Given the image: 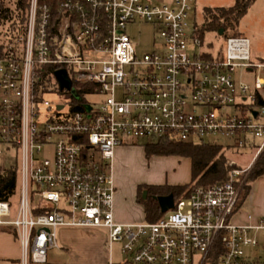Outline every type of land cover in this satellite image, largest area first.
<instances>
[{
    "label": "built area",
    "instance_id": "obj_1",
    "mask_svg": "<svg viewBox=\"0 0 264 264\" xmlns=\"http://www.w3.org/2000/svg\"><path fill=\"white\" fill-rule=\"evenodd\" d=\"M196 1L65 0L51 30L49 6L30 0L24 34L0 53V176L17 167L20 194L17 208L0 200V228L14 229L20 264H46L64 227L106 229L108 264H209L216 253L217 264H264V215L239 218L242 186L264 151V59L253 60L243 36L206 49L189 21ZM138 22L152 26L153 51L138 53L128 33ZM214 136L256 148L253 165L193 188L157 221H116L117 147L220 145Z\"/></svg>",
    "mask_w": 264,
    "mask_h": 264
},
{
    "label": "rangeland",
    "instance_id": "obj_2",
    "mask_svg": "<svg viewBox=\"0 0 264 264\" xmlns=\"http://www.w3.org/2000/svg\"><path fill=\"white\" fill-rule=\"evenodd\" d=\"M235 3V0H197L195 3V10L191 13L189 21L191 26L194 24L201 25L203 22V13L206 7H230ZM128 33L133 37L134 41L138 43L137 51L139 54L153 51L155 48L154 42L156 40L155 33L152 26L145 22H138L133 26L128 27ZM233 33H229L232 35ZM235 35L245 36L250 40L251 54L254 61L264 58V0H255L249 8L247 14L240 20L238 26L235 27ZM234 36V34L232 35ZM226 37L216 35L213 32H207L204 37V47L210 51L218 52L224 49ZM158 41V40H156ZM252 74H239L238 79H242L250 84L253 83ZM94 97H89L88 100H93ZM60 101V100H59ZM208 141L217 142L226 149V157L228 162L237 168H246L253 165L254 157L257 149L246 147L242 149H234V140L223 137L214 136L209 137ZM257 142V140H255ZM138 148H130L126 152L124 161H120L115 168V177L121 181V185L117 186L120 194L128 197L130 192L133 194L137 185L164 183L168 185L188 184L191 179V171L189 161L183 157L174 155H154L146 157L145 152L139 147H142L144 141L131 140L130 143ZM125 145V146H128ZM188 182V183H187ZM251 196L252 193L262 191L264 193V176L258 177L251 182ZM242 194V193H241ZM19 190L12 198V205L17 208L19 204ZM246 197L242 201L241 208L244 213L239 217L245 221L246 214H253L252 198ZM130 206L129 204H125ZM65 228V227H64ZM61 229V228H60ZM59 229V230H60ZM76 229V228H73ZM93 229L94 232L89 233L85 231H76L72 233L71 246L75 252L84 256L86 260L91 261L92 264H100L102 258L110 257V250L108 247V235L104 228H80ZM60 240V233H59ZM121 246L114 244L112 246V257L115 261L121 259ZM66 254V250L51 249L49 251L50 259H60ZM21 246L16 238L13 228H0V264H9V258L14 260L20 259Z\"/></svg>",
    "mask_w": 264,
    "mask_h": 264
},
{
    "label": "trees",
    "instance_id": "obj_3",
    "mask_svg": "<svg viewBox=\"0 0 264 264\" xmlns=\"http://www.w3.org/2000/svg\"><path fill=\"white\" fill-rule=\"evenodd\" d=\"M65 0H39L51 10V30L59 26L62 18L61 4ZM255 0H235L230 7H206L203 13V22L198 25V34L204 40L207 32L223 37L235 35V27L247 14ZM30 0H0V53H3L5 42L24 34ZM229 33H233L229 35ZM264 59V58H263ZM264 103L259 99V104ZM146 157L154 155L180 156L191 160V180L185 185H156L141 184L137 187V200L142 204L145 220L157 221L162 212L157 200L158 196L173 194L175 199L187 196L195 187H209L221 184L229 179L230 173L237 167L230 164L226 157V149L213 143H193L191 141L163 140L148 142L142 145ZM264 176V151L259 156L253 169L249 173L241 189L239 205L249 195L251 182ZM19 184L18 168L9 169L0 176V200H12ZM37 213H40L36 211ZM217 253L209 259V264H217Z\"/></svg>",
    "mask_w": 264,
    "mask_h": 264
},
{
    "label": "crops",
    "instance_id": "obj_4",
    "mask_svg": "<svg viewBox=\"0 0 264 264\" xmlns=\"http://www.w3.org/2000/svg\"><path fill=\"white\" fill-rule=\"evenodd\" d=\"M245 37V36H243ZM247 38V37H246ZM249 39V38H248ZM130 148H138L135 145H128V146H119L115 149L114 153V159H113V177H114V184H115V194H114V217L116 221L120 223H134V222H139L145 220V213H144V208L142 204H140L137 200V187L135 189V192L132 194L130 192L129 199L128 197H124L120 194V191L118 190L117 186L121 185V181L115 177V168L117 165H119L120 161H124V157L126 152ZM143 150L144 152V147H139ZM180 157V156H177ZM187 161H189V167L191 171V160L187 157ZM191 180V179H190ZM190 182V181H189ZM188 183V182H187ZM156 185H165L164 183H152ZM186 184V183H185ZM175 185H184V184H175ZM252 190V187H251ZM251 190L250 193L247 197L251 196ZM252 211L253 215L255 216H260L264 215V193L262 191H256L252 193ZM125 204H129L130 206H126ZM242 204V203H241ZM240 204V207L243 205ZM243 214L244 211L241 208ZM85 231L92 233L94 232L93 229H80V228H61L58 231V240H59V233H60V248H64L66 250V254L60 258V259H50L49 253H48V261L46 264H92L90 263L91 261H88L85 259L84 256L79 255L77 252L74 251V249L71 246V238L70 236L72 233H76V231ZM20 259L14 260L13 258H9V264H20ZM102 262L100 264H108L109 258L107 257L102 258Z\"/></svg>",
    "mask_w": 264,
    "mask_h": 264
},
{
    "label": "water",
    "instance_id": "obj_5",
    "mask_svg": "<svg viewBox=\"0 0 264 264\" xmlns=\"http://www.w3.org/2000/svg\"><path fill=\"white\" fill-rule=\"evenodd\" d=\"M223 33H224V31L221 29L219 31V35L221 36V35H223ZM57 76L61 81L62 87H67V88L71 87V83L68 80V77H67L65 71H58ZM157 200H158V203H159V206H160L162 213H165L169 209L174 207L175 197L173 194L158 196Z\"/></svg>",
    "mask_w": 264,
    "mask_h": 264
}]
</instances>
